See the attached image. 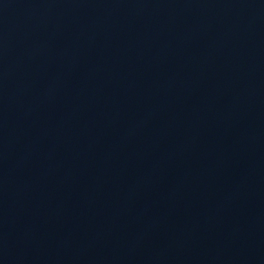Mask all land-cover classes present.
<instances>
[{
	"label": "water",
	"instance_id": "95a60500",
	"mask_svg": "<svg viewBox=\"0 0 264 264\" xmlns=\"http://www.w3.org/2000/svg\"><path fill=\"white\" fill-rule=\"evenodd\" d=\"M0 264H264V0H0Z\"/></svg>",
	"mask_w": 264,
	"mask_h": 264
}]
</instances>
